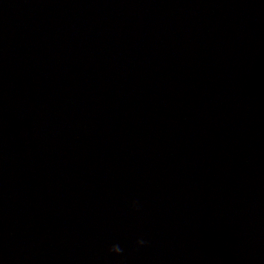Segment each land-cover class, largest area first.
Returning a JSON list of instances; mask_svg holds the SVG:
<instances>
[{"label": "water", "instance_id": "1", "mask_svg": "<svg viewBox=\"0 0 264 264\" xmlns=\"http://www.w3.org/2000/svg\"><path fill=\"white\" fill-rule=\"evenodd\" d=\"M0 264H264V0H0Z\"/></svg>", "mask_w": 264, "mask_h": 264}, {"label": "clouds", "instance_id": "2", "mask_svg": "<svg viewBox=\"0 0 264 264\" xmlns=\"http://www.w3.org/2000/svg\"><path fill=\"white\" fill-rule=\"evenodd\" d=\"M134 207L136 206L135 203L133 205ZM147 243L146 240H144L143 238H138L136 241L137 245L143 246ZM109 251L115 254H121L123 252V249L120 247V245L118 243H113L110 248Z\"/></svg>", "mask_w": 264, "mask_h": 264}]
</instances>
